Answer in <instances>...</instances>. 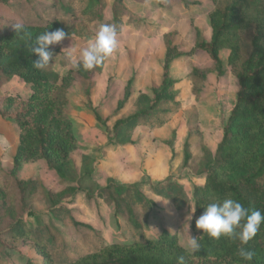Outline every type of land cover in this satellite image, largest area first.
Returning <instances> with one entry per match:
<instances>
[{"label": "rangeland", "instance_id": "rangeland-1", "mask_svg": "<svg viewBox=\"0 0 264 264\" xmlns=\"http://www.w3.org/2000/svg\"><path fill=\"white\" fill-rule=\"evenodd\" d=\"M100 1L105 4L103 19L89 23L80 15V5L90 0H10L7 5L0 4V12L11 16L9 20L0 18V35L11 31L17 22L33 21L35 14L44 21L57 20L67 29L76 30L51 46L56 57L51 64L63 77L73 69L71 60L79 61L100 25L115 20L116 0ZM186 1L188 5L182 0H119L122 10L116 19L123 27L121 50L99 66L90 82L76 83L68 92L65 113L72 120L78 140L71 155L73 168L67 174H57L47 168L44 160L20 166L18 180L32 179L39 184L29 201L33 217H24L26 226L34 229L33 237H43L55 260H76L112 244L183 236L179 231L187 216L193 215V187L204 185L201 174L222 140L236 103L239 85L228 65L229 52L221 51L224 73L206 75L199 87L191 78L192 71L212 68L210 56L201 52L177 59L170 69L176 81L175 103L163 104L161 110L165 113L131 123L117 133L114 127L117 121L136 113V100L141 94H150L151 87L160 84L165 34L175 32L174 44L186 54L195 46L197 31L208 42L211 40L209 13L213 3ZM1 90L8 94L30 93L18 78ZM128 92L130 96L120 108ZM94 110L102 122L97 121ZM0 133L7 138L3 157L10 165L20 129L11 120L2 119ZM173 136L175 141L170 146ZM186 143L188 166H184ZM12 168L0 166V189L7 187L5 174ZM65 190L66 198L51 205L48 192ZM27 261L42 264L33 241L24 243L20 239L13 244L1 237L0 264Z\"/></svg>", "mask_w": 264, "mask_h": 264}, {"label": "trees", "instance_id": "trees-1", "mask_svg": "<svg viewBox=\"0 0 264 264\" xmlns=\"http://www.w3.org/2000/svg\"><path fill=\"white\" fill-rule=\"evenodd\" d=\"M210 1L213 3L209 13L211 40L206 41L197 31L195 46L186 54L174 44L175 32L165 34L166 51L160 84L152 86L150 94H141L136 100V113L117 121L114 127L117 133L131 123L165 113L161 110L163 104L175 103L176 81L170 69L177 59L193 57L201 52L210 56L212 68L192 71L191 78L199 87L206 75L224 73L220 53L229 51L228 65L239 85L236 103L223 129L222 140L201 174L205 183L195 185L192 193L196 211L192 215L190 230L192 236L198 238L200 250L192 253L181 248L178 236L173 235L147 238L131 244H112L76 260L58 261L46 248L43 237L32 236L34 229L26 226L24 217H33L29 201L36 195L39 184L32 179L18 180L16 174L23 163L39 160H44L47 168L57 174H67L73 168L71 155L78 147V140L72 120L65 113L69 104L68 92L76 83L90 82L99 66L91 71L73 68L63 77L55 73L51 63L44 70H37L33 67V63L39 60L33 51L35 45L28 37L17 35L14 28L0 35V88L18 78L30 93L7 94L0 105V117L11 120L20 129L13 168L5 174L7 187L0 189V239L5 237L13 244L20 239L24 243L33 241L36 253L42 257V264H178L181 256L184 264H264V223L247 245L223 235L219 239L211 238L196 227V219L204 213V207L213 202L222 203L225 199L240 202L249 214L254 210L264 214V0ZM9 2L0 0L4 5ZM182 2L188 5L186 0ZM80 8V15L89 23L103 19L105 4L100 0H90ZM113 8V23L117 25L116 14L122 10L119 0L115 1ZM0 18L9 20L11 16L0 12ZM23 24L32 40L57 29L65 31V38L77 33L60 21H44L38 14L33 21ZM87 95L90 99V92ZM129 96L128 92L126 100L119 104L120 108ZM94 114L97 121L102 122L95 110ZM174 141L173 136L168 145L172 146ZM188 149L189 144L186 143L184 166L190 162ZM67 193L66 190L62 193L48 192L47 198L55 206L60 203L57 199L66 198ZM241 247L255 253L251 261L240 257ZM26 264L34 263L27 261Z\"/></svg>", "mask_w": 264, "mask_h": 264}, {"label": "clouds", "instance_id": "clouds-1", "mask_svg": "<svg viewBox=\"0 0 264 264\" xmlns=\"http://www.w3.org/2000/svg\"><path fill=\"white\" fill-rule=\"evenodd\" d=\"M13 27L17 35L28 37L31 44L35 45L33 51L39 56V60L33 63V67L37 70H44L52 61H55L56 57L50 46L60 44L67 35L63 29H57L53 32H44L32 40L25 24L17 22L13 24ZM122 34V26L114 23L101 24L94 38L82 50L79 61L71 60L72 67L75 69L82 67L85 71H91L100 66L106 59L113 57L121 50ZM204 208V213L196 219V227L214 239H219L223 235L230 240H238L241 245H247L264 223V214L261 211L254 210L249 214L246 207L233 199H225L222 203H209ZM195 211L196 209L191 208L192 213ZM192 219L193 216L189 214L183 229L179 231L183 233V236L178 240V246L196 253L200 250V244L198 238L193 237L190 232ZM239 255L244 260L251 261L255 253L241 247ZM178 264H184L183 256L178 258Z\"/></svg>", "mask_w": 264, "mask_h": 264}, {"label": "crops", "instance_id": "crops-1", "mask_svg": "<svg viewBox=\"0 0 264 264\" xmlns=\"http://www.w3.org/2000/svg\"><path fill=\"white\" fill-rule=\"evenodd\" d=\"M204 39H205V38H204ZM206 41H207V40H206ZM222 52H229V51H227V50H223ZM222 52H221L220 56L222 55ZM201 54H202V53H201ZM7 84H8V83H7ZM22 84H23V83H22ZM3 86L6 88V84L3 85ZM3 86H2V87H3ZM2 87H1L0 89H2ZM24 87H25V86H24ZM2 91H3V90H1L0 95L3 96V97L1 98L0 105H1V103H2V101H3V99H4V97L8 94V93L2 92ZM2 119H4V118H1V117H0V120H2ZM19 135H20V133H19ZM5 139H7L6 136H5L3 133H0V166H12V165H13V159L10 160V165H9V160H8L7 158H4V157H3L4 146L7 145V142H6ZM18 145H19V136H18ZM18 145H17V147H16V151H17ZM15 154H16V152H15ZM15 154L13 155V158H14Z\"/></svg>", "mask_w": 264, "mask_h": 264}]
</instances>
